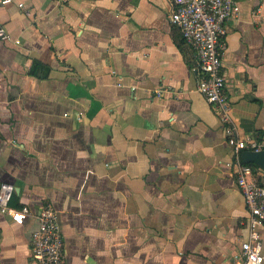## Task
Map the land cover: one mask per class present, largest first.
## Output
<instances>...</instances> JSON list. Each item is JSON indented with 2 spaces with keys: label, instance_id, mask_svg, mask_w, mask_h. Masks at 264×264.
Wrapping results in <instances>:
<instances>
[{
  "label": "crops",
  "instance_id": "0c3cea01",
  "mask_svg": "<svg viewBox=\"0 0 264 264\" xmlns=\"http://www.w3.org/2000/svg\"><path fill=\"white\" fill-rule=\"evenodd\" d=\"M171 11L170 0L0 4V183L13 209L53 206L67 264H226L247 238L227 130L263 139L264 0H238L226 24V123L197 91ZM34 60L46 79L28 74ZM37 226L0 213V264H31Z\"/></svg>",
  "mask_w": 264,
  "mask_h": 264
},
{
  "label": "built area",
  "instance_id": "2783aa9c",
  "mask_svg": "<svg viewBox=\"0 0 264 264\" xmlns=\"http://www.w3.org/2000/svg\"><path fill=\"white\" fill-rule=\"evenodd\" d=\"M172 11L170 24L177 28L185 43L192 48L202 77L197 91L220 116L229 121L228 98L225 78L221 73L225 50L226 24L238 13V0H170ZM11 0H0L1 5ZM21 7V6H20ZM8 34L0 26V41L8 40ZM228 144L233 149L236 166L235 184L239 189L248 213L247 238L241 242L240 253L226 264H262V240L260 229H264V181L254 176L253 168L240 159L242 151L264 150V134L261 141L238 138L227 130ZM13 185L0 183V213L7 214L13 223L22 225L33 216L38 226L31 232L29 250L31 264H67L64 242L60 232L57 212L50 204H43L33 213L29 207L13 209L9 202Z\"/></svg>",
  "mask_w": 264,
  "mask_h": 264
},
{
  "label": "trees",
  "instance_id": "16d2710c",
  "mask_svg": "<svg viewBox=\"0 0 264 264\" xmlns=\"http://www.w3.org/2000/svg\"><path fill=\"white\" fill-rule=\"evenodd\" d=\"M176 30L178 31V29H176ZM178 34H179V31H178ZM173 39H174V42L177 44V46H180V44H181L180 42H184L183 39L181 38L180 34L178 35V38L176 36H174ZM50 70L51 69L49 66L34 60V61H32L31 66L29 67L28 74L33 76V77L46 79L49 75ZM247 165L253 169L255 167L252 164H247Z\"/></svg>",
  "mask_w": 264,
  "mask_h": 264
},
{
  "label": "water",
  "instance_id": "95a60500",
  "mask_svg": "<svg viewBox=\"0 0 264 264\" xmlns=\"http://www.w3.org/2000/svg\"><path fill=\"white\" fill-rule=\"evenodd\" d=\"M240 159L244 164H252L264 170V150L242 151Z\"/></svg>",
  "mask_w": 264,
  "mask_h": 264
}]
</instances>
